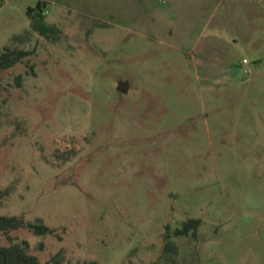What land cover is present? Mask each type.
<instances>
[{"label":"rangeland","instance_id":"374dc122","mask_svg":"<svg viewBox=\"0 0 264 264\" xmlns=\"http://www.w3.org/2000/svg\"><path fill=\"white\" fill-rule=\"evenodd\" d=\"M0 2V47L32 52L0 71V216L54 230L13 239L51 264H264V0Z\"/></svg>","mask_w":264,"mask_h":264},{"label":"trees","instance_id":"16d2710c","mask_svg":"<svg viewBox=\"0 0 264 264\" xmlns=\"http://www.w3.org/2000/svg\"><path fill=\"white\" fill-rule=\"evenodd\" d=\"M35 14L33 18V29L44 37H48L51 31L45 23L44 10L41 4L36 8H30L28 15ZM32 55L31 51L23 49H14L9 46L0 47V71H5L13 68L17 64L23 62L26 58ZM3 194L0 193V202L3 199ZM202 224L199 219H188L182 224L180 229L173 232L174 237H192L196 239L198 230ZM19 229H29L35 236H47L54 233V230L41 222H27L22 217L18 216H0V264H51V262L42 263L37 256L32 255L30 244L26 240L16 241L10 236V233ZM6 237L10 241L9 246L1 244L2 238ZM171 235H166V250L172 252L176 249L173 242L170 241ZM82 264H94L92 262H84Z\"/></svg>","mask_w":264,"mask_h":264},{"label":"water","instance_id":"95a60500","mask_svg":"<svg viewBox=\"0 0 264 264\" xmlns=\"http://www.w3.org/2000/svg\"><path fill=\"white\" fill-rule=\"evenodd\" d=\"M130 85L128 82L120 81L118 83L117 91L121 94H127L129 92Z\"/></svg>","mask_w":264,"mask_h":264},{"label":"built area","instance_id":"2783aa9c","mask_svg":"<svg viewBox=\"0 0 264 264\" xmlns=\"http://www.w3.org/2000/svg\"><path fill=\"white\" fill-rule=\"evenodd\" d=\"M0 8H2V3L0 2ZM245 63V62H244ZM244 73H248V71H247V69H246V67H245V65H244Z\"/></svg>","mask_w":264,"mask_h":264}]
</instances>
